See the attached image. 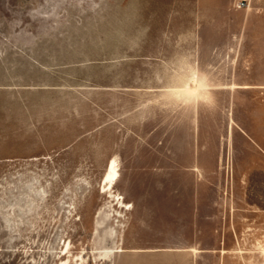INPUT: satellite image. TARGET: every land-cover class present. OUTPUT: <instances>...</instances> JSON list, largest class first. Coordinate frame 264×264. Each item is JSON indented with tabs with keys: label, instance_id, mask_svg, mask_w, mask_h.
<instances>
[{
	"label": "rangeland",
	"instance_id": "374dc122",
	"mask_svg": "<svg viewBox=\"0 0 264 264\" xmlns=\"http://www.w3.org/2000/svg\"><path fill=\"white\" fill-rule=\"evenodd\" d=\"M123 262L264 264V0H0V264Z\"/></svg>",
	"mask_w": 264,
	"mask_h": 264
},
{
	"label": "built area",
	"instance_id": "2783aa9c",
	"mask_svg": "<svg viewBox=\"0 0 264 264\" xmlns=\"http://www.w3.org/2000/svg\"><path fill=\"white\" fill-rule=\"evenodd\" d=\"M238 5H239L240 7H241V6H244V5H245V2L242 1V2H240Z\"/></svg>",
	"mask_w": 264,
	"mask_h": 264
},
{
	"label": "crops",
	"instance_id": "0c3cea01",
	"mask_svg": "<svg viewBox=\"0 0 264 264\" xmlns=\"http://www.w3.org/2000/svg\"><path fill=\"white\" fill-rule=\"evenodd\" d=\"M120 251H121V250H120ZM123 264H127V263H124V262H123Z\"/></svg>",
	"mask_w": 264,
	"mask_h": 264
}]
</instances>
